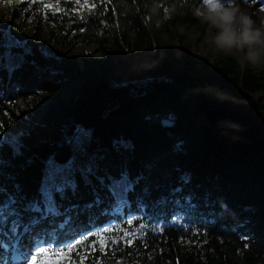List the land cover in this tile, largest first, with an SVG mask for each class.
<instances>
[{"label":"trees","instance_id":"obj_1","mask_svg":"<svg viewBox=\"0 0 264 264\" xmlns=\"http://www.w3.org/2000/svg\"><path fill=\"white\" fill-rule=\"evenodd\" d=\"M191 1L188 8L193 11L178 21L185 33L197 28L194 10L202 11L201 0ZM20 2L10 0L17 9L14 17L19 8L29 5L27 0ZM38 4L32 5L33 10L38 11ZM60 4L69 12L74 7L72 2ZM134 7L130 0H112L105 14L113 29L115 20L121 26L126 45L121 55L131 54L129 61L123 57L106 66L119 71L117 84L106 81L100 71L86 69L76 57H54L41 45L27 46L18 41L19 46L0 48V71L6 76L2 82L10 81L16 87L14 93L0 95V110L13 100H30L47 93L58 101L57 122L65 130L60 144L41 141L33 130L6 134L9 142L22 147L19 155L9 143L0 150L4 161L0 185L13 191L12 186L18 184L28 200L37 198L45 162L50 157L59 163L69 159L73 149L67 138L78 126L83 127L92 133L88 154L95 160L96 175L89 177L91 183H85L77 174L75 195L69 192L63 201L58 199L64 208L77 206L72 214L76 229L101 226L109 220L111 215L103 213L109 209L112 197L97 176L107 184L109 176L118 178L126 171L133 180L140 177L135 190L129 193L130 213L154 224H169L179 215L190 223L189 228H197L198 234L190 231L179 235L168 230L148 233L143 242L136 240L132 248L117 253L116 258H122L124 264H238L233 262L237 256L242 264H264V124L256 126L250 116L219 106L220 89L236 103L260 94L259 110L264 111V73L251 66L241 68L236 58L212 48L201 51L190 46H178V50L174 45L167 47L154 25H144L134 15ZM57 16L60 23L72 27L83 24L74 28L75 37L81 35L80 27L86 29V35L100 26V19H91L89 24V18L82 21L74 14ZM0 34L7 45L10 37L2 31ZM144 61L148 63L145 70ZM176 65L184 69L182 75L174 74ZM9 67L13 69L10 74ZM145 72L150 76L147 82L141 78ZM194 72L201 75L194 77ZM75 86L80 87L79 94L64 101ZM201 116H206V124L198 122ZM165 120L172 126L164 127ZM184 175L190 178L186 184L180 180ZM177 187L182 191L175 193ZM97 195L102 203L86 208ZM176 199L183 208L174 203ZM117 223L123 224L122 220ZM76 229L70 226L66 234L57 235L72 239ZM182 237L202 247H180ZM105 259L106 264H114L113 259Z\"/></svg>","mask_w":264,"mask_h":264},{"label":"snow or ice","instance_id":"obj_2","mask_svg":"<svg viewBox=\"0 0 264 264\" xmlns=\"http://www.w3.org/2000/svg\"><path fill=\"white\" fill-rule=\"evenodd\" d=\"M38 2L41 8L47 10L44 14L45 21L48 20V12L53 17H56L58 13L69 15V11L61 6L59 0H56L54 4L45 3L44 0H30L25 11H31L32 5ZM74 5L70 10L73 14H79L85 9L91 12L96 7L95 4L90 5L89 0H83V3L81 0H74ZM204 6L212 10L225 8L219 0H204ZM80 19L83 21V16ZM16 22L19 23L20 20L17 19ZM28 22L31 23V19ZM5 46L11 49L19 46V42L10 37L9 43L5 45L4 37L0 34V48ZM2 59L0 56V61ZM8 70L11 72L13 69L9 67ZM163 123L168 125L169 121L165 120ZM0 127L3 126L0 125ZM91 136V130L78 126L67 138V143L72 146L73 155L63 163L57 162L54 157H50L45 162L44 177L37 198L28 200L21 193L18 184L12 186L13 191H8L0 185V264H86V262L106 264L105 258L113 259L114 264H124L122 258H116L117 253H123L126 248H132L136 240L143 242L150 228L155 230L156 226H150L139 216H133L130 213L129 193L135 190L140 177L133 180L126 171L122 172L118 178L109 176L107 184L104 178L97 176L100 184L107 188L112 197L109 209L103 214L116 218L122 217L123 224L109 220L103 226L93 224L91 228L83 230L76 229L73 225L72 214L77 206L64 208L58 199L63 201L69 192L75 195L78 189L77 174L85 183H91L89 177L96 175L95 160L88 154ZM5 143H9L14 154H20L21 145L15 141L9 142L7 137L0 136V150L3 149ZM3 164L4 161L0 159V175L3 174ZM180 180L182 184H186L190 178L184 175L180 177ZM181 191V187L174 189L175 193ZM101 203L102 200L97 195L95 200L85 207L91 209ZM161 203H166V201H161ZM174 203L180 208L184 207L179 199H176ZM188 203H191L190 198ZM126 209L129 210L127 213ZM137 219H141V222L134 226L133 221ZM45 224L48 227L41 228ZM70 226L76 229L75 237L61 239L57 233L66 234ZM38 228H41L39 233L36 231ZM197 234V232L193 233V235ZM26 237L28 241H25ZM204 243H207V240ZM144 247L147 245L145 244ZM97 252L99 256L96 255ZM148 258L151 260V255ZM177 264H179L178 261Z\"/></svg>","mask_w":264,"mask_h":264},{"label":"rangeland","instance_id":"obj_3","mask_svg":"<svg viewBox=\"0 0 264 264\" xmlns=\"http://www.w3.org/2000/svg\"><path fill=\"white\" fill-rule=\"evenodd\" d=\"M19 3L20 0H17ZM30 3V0H27ZM72 2L74 0H59V2ZM109 0H89V4H95L96 7L89 12L87 9L81 11L77 15L80 19L89 18L90 21L95 22L96 19H100L98 29H93L91 33L85 35L86 29L80 27L81 35L75 37L74 28L83 26V24H73V27L65 23H60L58 16L53 17L48 12V20L45 21L44 14L45 9L38 4V11L33 10L25 11L26 8L18 9V16L14 17L17 9L10 3V0H0V31L8 34L9 37L16 39L17 41L25 43L27 46L41 45L48 50V54L54 57H61L66 55L67 57H76L80 60L84 67L92 71H100L102 77L109 83H118L120 73L115 67L106 69V66H110L113 61L118 62L117 59L125 58L129 61L131 57L130 53L122 54L126 45L122 38L119 21L115 20L113 25L107 22L105 14L109 5ZM178 3L172 0H130L136 7L133 8L134 15L142 19V23L148 26V23L154 25L157 36L163 41V44L170 47L174 45L178 50V46H190L201 51H209L211 47L203 43L206 26L201 25L199 19L196 17L197 28L185 33L179 27V19L183 17L187 12H192L188 5L192 3L191 0H177ZM45 3H56V0H45ZM225 7L233 6L238 7L241 12L250 16L254 22V25L259 27L261 22L264 21V0L255 2H243L237 4H227L222 0H219ZM39 3V2H38ZM83 3V0H81ZM75 6V5H74ZM202 11L207 7L204 6V0L201 2ZM155 9V11H153ZM167 9V12H165ZM197 9V8H196ZM195 9V10H196ZM194 10V11H195ZM59 14V13H58ZM70 15L73 13L69 12ZM195 17V15H194ZM17 19L20 20L17 23ZM31 19V23L28 20ZM148 19V20H146ZM86 21V20H84ZM132 25V19L129 21ZM105 28H108L107 30ZM81 29H84L81 31ZM116 30V31H115ZM126 52V51H125ZM222 53V52H220ZM144 56V54H142ZM140 55H138L139 57ZM134 58V56H132ZM148 63L144 61V70L147 69ZM105 68V69H103ZM129 68V67H128ZM156 72H158V67ZM260 73H264V69L257 70ZM184 73V69L179 66L174 67V74L179 76ZM199 72H194L192 76L199 77ZM149 74L147 72L141 74V78H145L146 82L149 80ZM15 87L10 88L11 93L15 91ZM7 87H1L0 95L4 94ZM80 92V87L75 86L71 93L66 96L64 101H71ZM222 100L219 103L220 107L228 108L235 113L246 114L250 116L256 126L264 124V111L259 110V102L261 95H250L242 101V103H236L232 96L227 91L219 89ZM264 106V104H263ZM7 113V115H5ZM60 113V107L58 101L47 93H39L30 100H13L8 102L5 109L0 110V136L6 134H14L20 131H31L37 133L40 140L45 143L61 142L64 135V128L57 122L58 114ZM51 117H54L50 119ZM205 117V116H203ZM199 120V119H198ZM202 120V119H201ZM199 122H203V121ZM191 132H194V128H191ZM189 136V135H188ZM94 239V237H92ZM180 247H202L197 246L196 243L186 242V238H181ZM201 250V249H200ZM185 251H193L185 250ZM99 256V252L96 253ZM195 255V254H194ZM196 256L200 257L199 253ZM205 257V256H204ZM234 263L242 264L241 259L237 256ZM88 264V262H86Z\"/></svg>","mask_w":264,"mask_h":264},{"label":"clouds","instance_id":"obj_4","mask_svg":"<svg viewBox=\"0 0 264 264\" xmlns=\"http://www.w3.org/2000/svg\"><path fill=\"white\" fill-rule=\"evenodd\" d=\"M194 15L206 26L204 44L236 58L241 68L264 69V21L257 27L250 16L233 6L204 11L197 8Z\"/></svg>","mask_w":264,"mask_h":264},{"label":"water","instance_id":"obj_5","mask_svg":"<svg viewBox=\"0 0 264 264\" xmlns=\"http://www.w3.org/2000/svg\"><path fill=\"white\" fill-rule=\"evenodd\" d=\"M200 119L205 120L204 117H202V118L199 117V121H200ZM206 123H207V122H206ZM206 123H205V124H206ZM163 126H164V127H170V126H172V123L169 122L168 125H165V124L163 123Z\"/></svg>","mask_w":264,"mask_h":264}]
</instances>
